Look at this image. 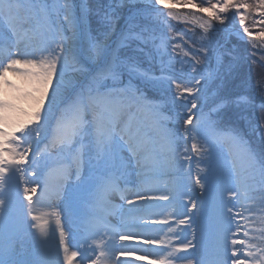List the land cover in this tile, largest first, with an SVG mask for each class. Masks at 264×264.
Wrapping results in <instances>:
<instances>
[{
    "label": "snow or ice",
    "instance_id": "6c2138e0",
    "mask_svg": "<svg viewBox=\"0 0 264 264\" xmlns=\"http://www.w3.org/2000/svg\"><path fill=\"white\" fill-rule=\"evenodd\" d=\"M137 3L139 0H108L103 8L95 10L98 29L94 36L89 19L93 10L85 3L0 0V26L13 39L6 55L0 58V237H3L0 264H50L43 246L54 240L49 227L52 222L59 233L57 255L62 254V264H117V252L126 255L134 249L130 245L110 246L109 241L117 233L121 241L143 235L140 226L149 224L162 226L157 235H143L139 241L161 249L149 264H264V191L259 215L250 216L257 209H241L242 193L229 186L234 176L238 181L235 164L224 173V164L231 155L226 148L237 145L249 162L253 178L258 173L264 186V132L260 131L264 124L254 122L257 109L264 114V101L256 105L249 96L235 91L247 85L241 78L240 57L226 46L227 39L221 44L213 38L215 33L225 30L218 29L216 24L226 26L232 12L239 18L244 35L264 40V0H252V3L208 0L203 5L195 0H148L150 9L137 8ZM178 5L191 6L196 12L181 17L168 11L167 17L198 24L205 43L197 45L181 34L180 39L188 47L173 42L169 52L166 35L157 36L146 27L133 31L128 26L129 19H125L124 27L117 33V24L123 19L118 9L128 8L131 20H135L137 16L149 19L152 12L163 17L164 13L156 6ZM251 12L260 17L253 21L261 25L257 33L245 23ZM22 33L26 38L23 47L20 46ZM35 38H39V44L34 47ZM133 41L137 42L133 53L151 47L146 55L149 63L159 62L158 72L141 69V62L134 54L121 52L130 48ZM256 55L264 56V53L253 52L245 59L258 63L252 59ZM257 88L264 90V81H259ZM148 89L161 94L149 113L152 123L165 129L163 139L171 157L163 165L157 159L151 171L154 179L170 177L171 187L164 192L152 191L143 187L142 182L135 198L121 196L130 207L120 205L110 213L118 218L117 224L97 219L95 232L86 235L79 247L67 243L61 214L72 213L73 200L61 197L68 199L66 206L53 207L46 183L39 174L49 147H56L60 155L67 157L69 166H76L74 180L67 173L65 176L83 209L91 205L93 190L100 179L107 180L111 191H121L118 182L127 183L122 154L136 153L131 130L121 127L122 117L130 105L147 99ZM165 109L175 116L166 114ZM225 118L249 126L261 146H253L236 127L227 133L219 132ZM180 119L183 134L167 129V122L179 123ZM203 127L213 129L216 135L201 136ZM193 163L195 187L200 189L195 199L192 198ZM85 167L87 172L82 175ZM28 176L37 179L30 181ZM17 183L23 185L27 219L13 225L4 218L10 204L8 197ZM34 185L42 188L36 200ZM225 192L227 200L221 199ZM153 201H165L173 207L166 213L156 212L154 208L166 206L154 205ZM37 208L47 210L37 212ZM27 228H34L35 235L26 231ZM188 229L192 231V239L187 238ZM25 237H31L34 243L32 259L27 261L18 259L16 251L17 241L23 248ZM173 239L180 240L179 245L174 246ZM89 240L91 243H87ZM193 251L198 255H193ZM136 259H147V255L141 254Z\"/></svg>",
    "mask_w": 264,
    "mask_h": 264
},
{
    "label": "rangeland",
    "instance_id": "374dc122",
    "mask_svg": "<svg viewBox=\"0 0 264 264\" xmlns=\"http://www.w3.org/2000/svg\"><path fill=\"white\" fill-rule=\"evenodd\" d=\"M77 2L85 3L90 9L93 10V14L90 16L89 19H90L91 34L95 36L97 34V29H98L97 17L94 14L95 10L103 8L108 3V0H77ZM195 2L203 5V4H206L208 0H195ZM247 2L252 3V0H247ZM139 3L144 5L143 3H148V0H139ZM142 5L139 6L141 9H148L146 7H143ZM157 8L159 9L161 13H164L163 17L158 16L155 12H152L149 14L150 15L149 19H145L142 16H137L138 19H136L133 22L130 28H132L133 31H140L142 28L146 27L149 29V32L154 33L157 36H160L161 34L166 35L168 37L169 52H171V44L173 42H179L183 47H188V45L185 44L184 39H180L181 34H183L185 39H188L190 41H195L197 45H199L200 43H203L202 39L201 40L196 39V33L200 29L196 23H193L192 26H189L188 23L184 22L183 20L173 21L167 17L168 11L179 13L181 17H184L185 13L188 15L190 13H195L196 9H193L191 6H188L185 9H180L179 6L175 7L176 9L187 11L184 13V12H179L178 10H176L174 7H171V6L167 8H160V6H157ZM121 9H118V11ZM197 15L205 17V18L207 16L204 13L202 14L198 13ZM228 15L230 19L228 20L227 23L240 25L238 17L234 16L232 12H230ZM258 17L259 16L255 12H251L249 13L245 21L246 25L250 28V30L253 33H257L261 29V25L257 23H253V21H258L260 19V17L259 18ZM169 25H171V28H169ZM218 26L220 25L216 24V27ZM236 36H240V35H236ZM173 37L176 38L175 41L173 40ZM213 38H214V41L220 43L221 40L218 39L217 35H214ZM24 39L26 38L24 37ZM33 43L39 44V38L33 39ZM136 45H137V42L133 41L130 48L121 49V52H126L127 54H134L136 58L141 62L140 63L141 69L158 72L159 62L156 61L155 63H149V58L146 55V53L151 52L152 50L151 47L150 46L145 47L144 52L133 53V49L136 48ZM192 50H196V49H192ZM243 53H245L244 50H243ZM176 55L179 56V49L176 50ZM177 68H179V65L177 66ZM145 96L147 97V99L141 100L138 105H130L128 107L130 109V111H128L130 115L129 122L131 126H134V129L131 132V134L134 137L133 144H134V147L136 148V153L133 154L131 151H125L123 153L124 156L122 155L123 165L127 169V175L125 178H127V181H129L131 185L133 186L135 185V183L132 182V179L137 178V176L135 175H136V172H139L140 173L139 175L147 181V186H149L148 189H151L153 191L164 192V191H167L168 188L171 187L170 177L162 176L160 179H154L151 169L153 168L157 159L159 160L160 164L163 165L165 161L169 160L171 157H170V154L167 152V146L163 139L165 129L155 126L152 123V120L150 119V113H149L150 106L152 105L153 102L161 99V94H158L154 92L153 90L148 89L145 91ZM165 113L175 116V113L169 112L168 109H165ZM258 119H260L261 124H264V114L260 113V117H258ZM223 123L234 125L235 127L239 128L247 137H251L250 128L246 124L241 123L237 125L233 123V121L227 118L224 119ZM263 128L264 127H262L260 130H262ZM167 129L174 130L180 134H183V131H184L183 120L180 119L179 123L167 122ZM218 131L222 133H227L229 129L220 128ZM214 135H216V132L209 127H203L201 129V136L212 137ZM201 143H203V141H201ZM253 143L256 144L255 141H253ZM233 148L236 151V155L233 154L232 155L233 159H229V160L235 164V167L237 169L238 176H239V184H240L241 193L243 196V202L245 203L246 208L253 207L257 209L255 213L249 214L250 216L259 215V206L261 204L260 197H261L262 191H264V186H262L260 183V177L258 173L253 178L251 170H250L249 162L245 160L239 146L233 145ZM54 149H56V147ZM138 152H140V156L143 155V158L146 160V162L144 159H142V161L136 160L137 158L136 154ZM127 156L129 160L125 158ZM194 159H195V156H194ZM55 160L59 161L60 163L65 162L63 155H60L58 152L49 151V154L46 160L41 164L40 168L43 171L46 170ZM231 168L232 167L229 161H227L224 164V173L227 174V172ZM86 172H87V168L85 167L84 175L86 174ZM194 172H196L195 165H194ZM194 176H195V173L193 174V165H192V177ZM28 180L30 181L35 180V177L28 176ZM239 184H238L237 178L233 177V184L229 186L237 188ZM17 185L20 186L21 193H22L20 202L18 203V205H11V206L9 205V207L5 209V218H4L6 223H11L13 225H20L23 223L24 220L27 219V202L23 200V185H19L18 183ZM192 185H193V179H192ZM71 189L72 187L71 185H69L66 191V198H70L73 200L72 213H76L78 211L77 210L78 203L76 202V193L74 192V190H71ZM245 192H247L246 195H245ZM192 198H194V193H192ZM152 203L154 205L158 203L159 205L166 206V207L154 208L153 210L156 212L166 213L167 211H170L173 207V205L168 204V202H165V201H160V202L153 201ZM10 213L12 214L10 215ZM65 219L69 220L67 216L65 217ZM160 227L162 226L154 227L153 229L157 233ZM186 235L188 239H192L191 229H188ZM2 242H3V237H0V243ZM172 243L174 246L179 245L180 240L173 239ZM160 251L161 250H159L158 252ZM179 255H185V253H180ZM31 259H32V255H31V258L29 257L20 258V260H25V261L31 260Z\"/></svg>",
    "mask_w": 264,
    "mask_h": 264
},
{
    "label": "bare ground",
    "instance_id": "6f19581e",
    "mask_svg": "<svg viewBox=\"0 0 264 264\" xmlns=\"http://www.w3.org/2000/svg\"><path fill=\"white\" fill-rule=\"evenodd\" d=\"M7 52V50H5V51H1L0 52V57H1V55H4L5 53ZM69 170H70V173H75L76 171L74 170V169H70L69 168ZM68 176V175H67ZM66 176H65V173H64V176L62 177V178H65ZM62 178L60 179V183H58L55 187H52V189H51V191H49V192H47V195L51 198L52 197V200L50 199V202H51V204H52V202H55V203H58L57 202V200H55L56 199V197H55V190L56 189H58V188H60L61 186H62V184H63V182H62ZM41 190H42V188H40V187H37V193H36V195L34 196V198L36 197H38V196H40L41 195ZM55 200V201H54ZM52 206L53 207H55V204H52ZM36 211L37 212H40V211H44V210H42L41 208H37L36 209ZM142 226H144V225H141L140 226V229H139V231L140 232H143L146 228V226H144L143 228H142ZM135 230V229H134ZM95 232V231H94ZM143 234V233H142ZM116 237H118L117 239H118V241H117V243L119 242V241H121L120 240V237H119V233H117L116 234ZM37 239H38V237H37ZM142 239V238H141ZM139 241L140 240H138V244L140 245V253L141 254H146V250H147V247H148V245H146V244H141V243H139ZM136 243V244H137ZM44 250H45V248H44ZM52 250H53V253H54V259H56V254L58 253V251H57V249L56 248H52ZM57 257H58V255H57ZM134 261V260H133ZM139 262H140V264H146L147 262H149L147 259H144V260H138Z\"/></svg>",
    "mask_w": 264,
    "mask_h": 264
},
{
    "label": "trees",
    "instance_id": "16d2710c",
    "mask_svg": "<svg viewBox=\"0 0 264 264\" xmlns=\"http://www.w3.org/2000/svg\"><path fill=\"white\" fill-rule=\"evenodd\" d=\"M231 43L232 44L233 43H238V40L232 39ZM241 44L244 46L246 43L243 42ZM253 52L263 53L262 51H259L257 49H251L248 54H245L246 57L251 56V54ZM252 59L258 61V63H255L254 64V63L251 62V60H248V59H245L244 58V59H240V65L241 66H244L246 70H250V69L252 70L251 67H264V56L256 55V56L252 57ZM250 78L252 79V85H253L252 94L256 98L255 101H257V99L260 98L261 97V94H262V90L257 88V83L259 82V80L256 78V75H252ZM240 88H242V87H240Z\"/></svg>",
    "mask_w": 264,
    "mask_h": 264
}]
</instances>
